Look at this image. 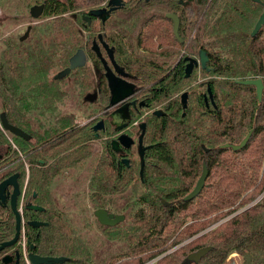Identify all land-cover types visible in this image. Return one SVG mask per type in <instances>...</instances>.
<instances>
[{
  "label": "trees",
  "instance_id": "16d2710c",
  "mask_svg": "<svg viewBox=\"0 0 264 264\" xmlns=\"http://www.w3.org/2000/svg\"><path fill=\"white\" fill-rule=\"evenodd\" d=\"M76 1L68 7V0H20V9L15 8L16 14H22L45 4L43 19L47 20L31 28L26 42L3 45L0 50L1 113L18 127L25 128L21 118L25 113H30L25 119L28 126H36L35 105L51 104L56 112L64 111L66 79L54 76L69 68L81 46L82 29L68 19V12L79 7ZM260 1L198 0L199 16L189 36L182 37L183 44L178 43V53L161 36L138 37V47L121 46L119 62L136 77L139 97L146 103L142 110L151 113L165 104L167 108L166 115L146 116L144 121V143L153 147L146 152L143 180L136 151L122 154L113 146V127L97 139L92 128L74 124L75 115L68 114V119L57 115L60 138L54 169L57 173L61 168L68 170V180L75 185L71 190L88 188L89 206L78 211L68 206V214L56 213L53 237L40 240L45 244L43 252L68 258L64 264H115L119 254L110 249L113 244L101 251L92 241L105 236L110 241H133L136 258L123 264H183L203 248L211 250L198 264H264V92L259 102L254 86L239 83L262 79L264 84V26L252 36L263 13L264 0ZM147 21L153 32L167 30L166 21L157 15ZM132 26L119 25L115 41L124 44L131 39ZM198 50L210 58L211 73L202 72L210 79L208 86L193 84L195 78L185 79L184 67L173 72L165 69L172 59L196 57ZM184 93L188 94L186 110L181 104ZM108 104L106 99L104 106ZM251 131L242 150L220 148L240 144ZM125 158L129 166L123 163ZM204 163L209 172L205 187L194 200L185 201ZM117 196L134 200L127 216L130 223L102 228L94 212L107 205L111 210ZM76 197L81 195L77 192ZM96 225L102 238L90 235L89 228L94 230ZM234 254L238 259L230 260Z\"/></svg>",
  "mask_w": 264,
  "mask_h": 264
},
{
  "label": "flooded vegetation",
  "instance_id": "af4514ba",
  "mask_svg": "<svg viewBox=\"0 0 264 264\" xmlns=\"http://www.w3.org/2000/svg\"><path fill=\"white\" fill-rule=\"evenodd\" d=\"M74 1L76 0H68V7L74 4ZM257 4H261V1ZM75 5L79 7L68 12V19H72L82 29L81 46L74 55L80 54L82 58L77 67L63 79L68 81L71 74H73L76 82L70 83L71 88L75 85L79 86L81 94H85L84 101L87 104L97 106L96 109L99 108L98 105H102L99 109L100 114L90 118L91 120L85 123L83 127L92 128L97 139L108 127H113L116 132V136H113L115 149L122 154H125L127 150H135L138 155L141 135L140 126L145 122H141L137 127L134 125L133 119L136 114L146 107V103L141 99V96L139 97L140 91L135 75L129 73L119 62L120 48L121 46L138 47L136 41L138 37L147 39L153 36L155 38L161 36L162 38L167 37L173 46V52L178 53L180 50L178 43L183 44L182 37L189 36V31L199 16L198 0H78ZM153 15H157L160 21H166L167 30L158 33L151 31V25H148L147 20ZM41 18H44V13L39 19H32L39 22ZM176 21H178L177 32L175 30ZM122 23L132 24L133 26L130 35L132 40L129 38L127 42L121 43V45L119 41H115L114 37H118L119 32L117 30ZM144 23H147V25H144ZM29 28H32V26H29L26 33L19 38L18 44L28 40L31 32V30L28 31ZM25 37L26 39L23 40ZM172 38L177 42H173ZM7 43L8 41H4L2 44L6 46ZM15 44V42H9V45ZM148 45L151 46L152 43L148 42ZM198 52L196 57L183 58L182 56L177 62L172 59L169 64L165 65V69L173 72L179 66L184 67L185 79L192 80L195 78L196 82V74L203 75V71L209 74L212 71L209 66L210 58L208 54L202 50H198ZM201 52H205L209 58L205 69L200 62ZM188 58L197 60L199 66L194 67L190 77L186 78V68L189 64L186 59ZM107 70H110L117 78L135 85L136 88L134 95L114 107L110 106L112 93L109 88ZM78 74H81L79 79H77ZM77 80H80V83ZM209 83L210 79L199 82L198 85L208 86ZM66 87L68 88V84ZM106 99L109 101L107 107L104 106ZM125 105L129 106V117L124 116L123 120H120L119 112ZM35 107L37 108L35 113L39 119L33 128L29 127L25 120L30 117V113H25L21 117L25 128L12 124L6 113H1V115L5 114L10 125L22 130L28 136V139L16 136L6 130L1 123L0 115V130L2 132V136H0V248L5 246L0 250V264H31L30 255L43 258L52 257L42 251V246H45V244L41 245L40 240L44 241L48 236L53 237L56 213L64 212L68 214V170L61 168L57 173L54 169L56 166V159L54 158L56 155V142L60 138L56 133V119L57 115H64L68 119V110L65 107L64 111L56 112L55 107L51 104L47 106L45 104L35 105ZM158 111L163 114L155 115ZM166 114L165 104L151 113H147V116L158 118ZM102 121L105 129L98 132L94 131V127ZM126 122L127 126L119 131V128ZM62 131L60 130V132ZM64 131H68V128ZM123 134L134 141L130 149H125L119 143V138ZM65 139V147L68 149V138ZM115 143L116 145H114ZM145 147L149 149L153 146L145 145ZM58 148L61 149V145ZM59 157H61V154ZM125 159H123V163ZM139 178L143 180L141 174ZM133 205L134 200H129L127 196L124 198L117 196L111 210L108 205L100 209L108 211L109 214L115 217L124 216L125 219L115 227L103 226L99 221L98 223L102 228L107 229L116 228L123 223L128 225L130 221L128 222L127 216ZM114 241V243L124 246L120 250L121 256L127 257L128 254L134 252L133 241L118 238ZM125 249H127L126 252Z\"/></svg>",
  "mask_w": 264,
  "mask_h": 264
},
{
  "label": "water",
  "instance_id": "95a60500",
  "mask_svg": "<svg viewBox=\"0 0 264 264\" xmlns=\"http://www.w3.org/2000/svg\"><path fill=\"white\" fill-rule=\"evenodd\" d=\"M252 1L256 2V3H260V0H252ZM44 11H45V5L44 4L40 5V6H34L30 10V15L33 19H39L43 15ZM263 26H264V12L261 15L260 19L258 20V22L256 23V26L252 32V36L255 37L259 33V31L261 30V28ZM30 30H31V28H29L28 31H30ZM175 30H176V32L178 31V21H176ZM0 35H1V31H0ZM26 37L23 40H25ZM81 58H82V56L80 54L74 56L71 59L70 68L59 73L55 77V79L61 80L64 77H66L67 75H69L72 72V70H74L77 67L79 61H81ZM186 61L189 62V64L187 65V68H186V78H189L194 67L199 66V63L197 60H193V59H189V58L186 59ZM200 62H201V65L204 69L207 68L209 58L205 52L200 53ZM107 78L109 81V88H110L111 93H112L110 106L114 107V106L120 104L121 102L125 101L131 95H134L135 90H136L135 85L129 84L126 81H124L120 78H117L116 76L113 75V73L110 70H107ZM239 83L241 85H244V86H254L256 88V91H257V97H258L259 102L262 101L263 92H264V84H263L262 79L246 80V81H241ZM208 93H209L210 99H213V95H212L210 87L208 88ZM205 100L207 103L208 97H206ZM181 104H182V107L184 110H186L188 108V94L187 93H184L182 95ZM161 114H163L161 111H158L155 113V115H157V116H159ZM119 115H120L119 116L120 120H123L124 116L129 117V106L125 105L122 108V110L119 112ZM1 123L6 130L10 131L14 135L28 139V136L22 130H20L19 128L14 127V126L9 124L8 120L5 117V114L1 115ZM126 126H127V122L119 128V131H122ZM104 129H105V126H104L103 121L100 122L99 124H97L96 127H94V131H96V132L104 130ZM140 129H141V135L139 138L138 157L141 161V172H140V174H141V177L143 179L144 168H145V156H146V151L148 149L144 145V137H145V133H146V123L142 124L140 126ZM252 134H253V132L251 131L240 144L227 143V144L222 145L220 148L231 149L233 152H238L247 146ZM119 143L125 149H130L132 147V145L134 144V141L132 138L123 134L119 138ZM114 145H116V143ZM124 163L126 165H129V160L125 159ZM208 175H209L208 168H207L206 163H204L202 175L200 176L194 190L185 198V201H192L197 196L200 195L203 188L205 187L206 181L208 179ZM163 202L166 205H168V203H166L165 201H163ZM94 216L97 218V220L99 221V223L101 225L108 226V227H115L116 225H118L120 222H122L125 219L124 216L115 217L114 215L109 214L108 211L103 210V209L96 210L94 212ZM4 247L5 246H2L0 248V250H2ZM210 250H211V248H203L197 252L190 254L187 257V259L183 262V264H192V263L198 264L210 252ZM29 258H30L31 264H64L65 262L69 261L68 258H64V257L43 258V257L35 256V255H30ZM232 264H236V262L233 261Z\"/></svg>",
  "mask_w": 264,
  "mask_h": 264
},
{
  "label": "rangeland",
  "instance_id": "374dc122",
  "mask_svg": "<svg viewBox=\"0 0 264 264\" xmlns=\"http://www.w3.org/2000/svg\"><path fill=\"white\" fill-rule=\"evenodd\" d=\"M0 1L3 2V5H0V23L4 20V22L0 26V31H1L0 50H3L2 43H4V41H8L7 44H9V42H15L17 44L19 42V38H21L26 33L29 26L33 27L34 25L43 24L44 22H47L46 19L44 20L42 18L41 20H39V22L37 21L38 23L36 22V20H33L30 17V9L24 10L22 14H16L15 8L20 9L18 6L20 0H0ZM78 75L79 76L77 77V79H79L81 74H78ZM75 80L74 78L70 77L68 81L64 82L65 86H67L68 84V88L66 87V89L68 90V97L65 100L66 102H64L63 110L65 109V106H66L68 110V114L75 115L76 117L74 124H76L77 126L83 127L85 123L91 120L90 118L100 114L99 109L102 107V105H98L99 108L96 109L97 106L87 104L83 99L85 94H81V88L77 85L71 88L70 83L71 82L73 83V81L75 83L76 82ZM206 80H207L206 76L197 74L196 82L194 84L198 85L199 82L206 81ZM77 82L80 83V80H77ZM1 112H2V107L0 103V115H1ZM148 112L149 111L147 112L143 110L140 111V113L137 116H135L134 125H139L141 122H144L146 120V116ZM96 121H94V123H96ZM71 182L72 181L68 180V206L71 207L70 209L72 211L74 210L78 211L80 208L84 206L88 207L89 205H88V199H87V194H86V192H88V188L86 186H83L81 187L82 189L80 188L82 192L73 191L74 189L71 190L72 188L71 186H75V185L71 184ZM77 192L81 195V198L76 197ZM94 219H96L95 216H94ZM94 219H93V222L95 223ZM96 221L98 220L96 219ZM100 229L101 228H99V226H97V228L94 226V230L89 228V230L92 231L90 235L93 236L94 234H96L98 235V237L100 236L102 238L103 236H102V232ZM104 240L105 241H103V239H100V238L98 240L96 238H92V241L96 243V246L98 248L99 246H101L100 248L101 251L107 250L109 246L113 244L110 249L115 251L116 254H119V256L116 258V261H114L115 264H123L126 262H131V259L134 260L136 258L134 252L128 254L129 256L127 257L121 256L120 250L124 248L123 245L114 243L115 241H112V240L108 241L106 240L105 236H104ZM102 242L104 243L102 244ZM126 250L127 249H125V252ZM233 258L235 260L238 259L237 256H235V254L230 258V260L231 259L233 260ZM151 262H149V264Z\"/></svg>",
  "mask_w": 264,
  "mask_h": 264
}]
</instances>
